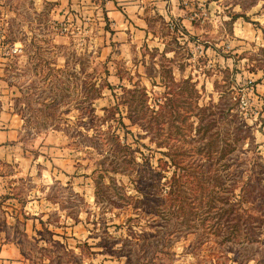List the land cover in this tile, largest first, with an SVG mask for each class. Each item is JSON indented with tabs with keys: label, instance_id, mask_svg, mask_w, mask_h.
Returning <instances> with one entry per match:
<instances>
[{
	"label": "rangeland",
	"instance_id": "374dc122",
	"mask_svg": "<svg viewBox=\"0 0 264 264\" xmlns=\"http://www.w3.org/2000/svg\"><path fill=\"white\" fill-rule=\"evenodd\" d=\"M105 1L0 0V127L17 130L0 147V246L20 240L24 249L0 253V264H140L148 255L150 264H264V222L252 242L143 216L129 226L137 213L114 207L104 185L114 176L141 195L143 154L156 165L167 149L139 137L145 131L129 117L144 91L168 106L169 88H199V103H217L218 118L240 96L215 129L245 120L233 167L245 176L256 155L264 165V0H121L145 29L128 47L112 39ZM123 164L134 181L114 171ZM85 241L93 247L81 252Z\"/></svg>",
	"mask_w": 264,
	"mask_h": 264
},
{
	"label": "trees",
	"instance_id": "16d2710c",
	"mask_svg": "<svg viewBox=\"0 0 264 264\" xmlns=\"http://www.w3.org/2000/svg\"><path fill=\"white\" fill-rule=\"evenodd\" d=\"M235 15L248 18L245 14ZM181 81L191 85L188 78ZM108 85L111 84L108 82ZM177 92L180 95L175 97ZM234 97L236 101L228 111H223L224 114L219 111L221 115L218 118L217 103L210 101L203 106L199 103V88H169L166 94L168 106L161 97L150 100L147 92L141 93L129 117L145 131L146 134L139 132V137L149 136L150 142H154L158 148L167 149L161 150L164 155L158 158L156 165L149 162L148 155L143 154L148 165L143 166L141 171L149 185L146 190H139L141 195L128 193L125 185L119 184L114 176H110L109 184H104L113 190L108 192V197L114 207L132 206L133 212L137 213L136 216L127 217L129 226L133 225L134 219L139 220L143 216L151 223L173 227V230L176 227L185 234H213L223 241L240 239L241 235L246 241L257 239L264 222V176L262 170H258L259 166L264 168L259 160L261 157L256 155L252 159V167L245 169L248 172L244 176L243 169L233 167L232 159L233 153L239 149V143L246 138L244 131L248 129L247 122L241 120L233 131L229 128L215 129L218 121L230 119L229 110L236 103L241 105L240 96ZM121 123L128 132L127 125L123 121ZM126 142L127 136L124 141L118 139L119 149L130 146ZM114 167V171L126 173L134 181L128 166ZM96 186V193L100 197L104 189L99 179ZM115 225L119 226L117 223ZM17 242L24 254L23 243L20 240ZM79 246L81 252L85 247H93L88 241ZM90 251L93 253V250ZM148 257L140 264H150L153 258ZM128 263L136 264L130 259Z\"/></svg>",
	"mask_w": 264,
	"mask_h": 264
},
{
	"label": "crops",
	"instance_id": "0c3cea01",
	"mask_svg": "<svg viewBox=\"0 0 264 264\" xmlns=\"http://www.w3.org/2000/svg\"><path fill=\"white\" fill-rule=\"evenodd\" d=\"M127 2L133 3L134 1ZM121 3H123L121 0H106L104 5L108 10L109 15H112L116 20L113 22V24H115V32L113 33L112 39L118 41L121 46L128 47L132 41H135L136 38L143 35L145 29H143L141 27L143 25L138 22V20L141 19V16L136 14L135 18H133V16L127 18L125 13L118 6ZM117 27L119 29H117ZM16 138L17 130L13 128L11 124H6L0 127V147L8 145L9 142ZM11 242L12 244L3 243V245L0 246V253H13V256L22 253L19 243H16L15 241Z\"/></svg>",
	"mask_w": 264,
	"mask_h": 264
},
{
	"label": "built area",
	"instance_id": "2783aa9c",
	"mask_svg": "<svg viewBox=\"0 0 264 264\" xmlns=\"http://www.w3.org/2000/svg\"><path fill=\"white\" fill-rule=\"evenodd\" d=\"M13 50L16 52V51H21L22 50V48L21 47H19V46H15L14 48H13Z\"/></svg>",
	"mask_w": 264,
	"mask_h": 264
}]
</instances>
